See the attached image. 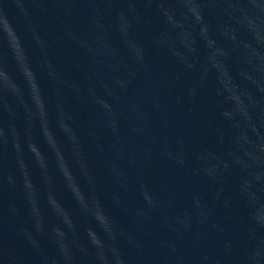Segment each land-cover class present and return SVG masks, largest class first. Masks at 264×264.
Wrapping results in <instances>:
<instances>
[{"label": "clouds", "instance_id": "obj_1", "mask_svg": "<svg viewBox=\"0 0 264 264\" xmlns=\"http://www.w3.org/2000/svg\"><path fill=\"white\" fill-rule=\"evenodd\" d=\"M12 2L42 56L59 38L52 36L53 24L82 50L89 65L83 85L66 81L47 59L44 67L70 89L87 117L81 124L77 108L58 98L55 126L74 170L50 129L32 57L0 6V100L12 97L29 129L33 120L39 124L53 159L40 151L30 131L24 145L57 221L46 224L41 192L10 125L19 192L32 227L18 225L11 236L0 235V264H264V0H141L144 12L155 7L158 13L152 54L129 36L144 14L133 0H34V14L21 0ZM113 29L123 54L108 42ZM201 102L210 107V117L197 113ZM193 116L195 126L187 119ZM106 132L111 137L107 158L101 143ZM207 133L214 134L223 153L208 146ZM0 145H7L2 127ZM4 157L0 151V163ZM50 165L82 225L57 198ZM125 165L135 174L141 203L130 207L115 191L111 198L129 218L127 228L98 194L102 181L128 193ZM0 182L17 187L6 173ZM217 206L222 221L216 218ZM8 212L18 215L13 205Z\"/></svg>", "mask_w": 264, "mask_h": 264}, {"label": "water", "instance_id": "obj_2", "mask_svg": "<svg viewBox=\"0 0 264 264\" xmlns=\"http://www.w3.org/2000/svg\"><path fill=\"white\" fill-rule=\"evenodd\" d=\"M84 2H86V0H77V3ZM21 3L23 4L25 10H27L29 13L34 14L36 12V9H34L33 7L34 0H21ZM133 3L136 4L138 12H144L141 0H133ZM0 6H2L4 10L9 14L10 18L13 19L14 23L17 26L21 39L24 42L25 47L27 48L30 56L32 57V68L36 76L37 83L41 90L42 102L49 115L50 129L52 130L53 134L57 137L61 149L62 151H64L66 159H68L70 166L73 167V169L75 170L74 162L71 161L70 154L67 150L66 145L64 144L63 135L60 130L55 126V106L58 101V98H61L62 103H66L70 106H75L77 108L78 118L81 124L85 123L87 117V109L80 110L79 107L75 105V101L72 99L70 89L63 87L58 81L53 80L51 77L48 76L47 70L44 67V61L45 59H47L50 63L56 65L57 70L69 83L75 81L80 82L83 85V83L85 82V73L88 72L89 67L87 60L85 59L82 50H80L73 41L69 40L67 36L64 35L63 30L55 24H53L52 26V36L53 38H59L55 39V43L51 44V47L47 52V56H42L40 50L37 48L35 42L32 40L31 35L27 30V26L24 22L23 17L19 15V11L16 8L15 4L12 2V0H0ZM145 20L147 21V23H145ZM158 24V13L155 7H153L151 10L144 12L138 24H133V30L129 33V36L130 38L136 40L138 43L146 47L149 53L152 54L154 52L153 38L155 35V29L157 28ZM37 30L41 31V36L43 39H48V37L45 36L42 30H40L39 28ZM108 42L113 44L117 49H119L121 54L124 53L125 49L123 42L114 29L111 30L108 34ZM5 62L7 66L11 69L12 65L7 57V54H5ZM17 82L22 88V90L25 89L26 86L24 85L21 78L17 77ZM177 90H179V86L177 87ZM98 91H100L102 94V90H99V87ZM105 99L108 98L105 97ZM24 100L25 103L28 105L29 109H32L33 106L31 104V100L26 94L24 96ZM109 102L111 101L109 100ZM5 105H7V108L5 107ZM197 113L204 117H210L211 110L206 102H201L197 107ZM187 119L191 121L192 124L195 126V116L187 117ZM10 125L16 128L17 134L21 139L22 148L24 149L25 164L30 170V175L33 183L41 192L42 198L40 201V205L42 214L45 217L46 224L52 225L57 223V221L48 212L47 202L45 199H43L45 185L41 178L40 171L35 167L31 153L27 151V148L24 145L26 132H31L33 142L37 145V147L49 161L53 159L52 154L48 149L47 145L44 143L42 136L40 135L38 122L33 120V127L29 129L25 118L24 110L16 106L12 97L5 94L3 95L2 100H0V127L4 129L7 145H0V151L5 152V157L2 163H0V174L6 173L8 175L13 176L17 184L16 189L13 190L6 182H0V235H3L6 238L12 235L13 230L18 225H23L28 230H31L32 227L31 222L25 211L23 198L19 192L20 177L19 173L15 168L11 137L8 134ZM110 138V133L106 132L105 139L101 141L104 146V155L106 158L111 154L110 145L108 143V140ZM204 139L208 146L213 147L218 152L223 153V146L216 144L214 134L207 133L205 134ZM124 167L126 173L130 177L128 193L122 194L118 188L111 189L108 187L107 181H102L105 187L98 194L105 201L106 206L109 208L111 214L124 227L127 228L130 226L129 218L125 216L123 208L118 207L112 200V192L115 191V194L120 197L121 201L126 202L130 207L140 204L141 201L139 199L138 186L136 184L135 174L133 173L130 166L125 165ZM93 169H96L95 164H93ZM76 174L78 175V170H76ZM49 175L52 179L54 185L53 190L57 198L61 200L64 207L69 211V213L73 215V217L82 225L83 220L80 217L79 211L75 207L71 198L64 191L62 181L60 180L58 173H56L54 165H50ZM230 190L231 184L226 185L224 195H227ZM9 205H13L17 209L18 215L14 218L8 212ZM223 216V210L220 209L219 206H217V220L222 221ZM89 223L91 224V222ZM91 226L95 230V225L91 224Z\"/></svg>", "mask_w": 264, "mask_h": 264}]
</instances>
